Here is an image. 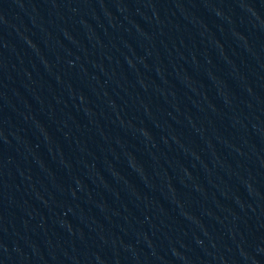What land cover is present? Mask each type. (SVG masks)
Segmentation results:
<instances>
[{
  "label": "water",
  "instance_id": "obj_1",
  "mask_svg": "<svg viewBox=\"0 0 264 264\" xmlns=\"http://www.w3.org/2000/svg\"><path fill=\"white\" fill-rule=\"evenodd\" d=\"M0 264H264V0H0Z\"/></svg>",
  "mask_w": 264,
  "mask_h": 264
}]
</instances>
